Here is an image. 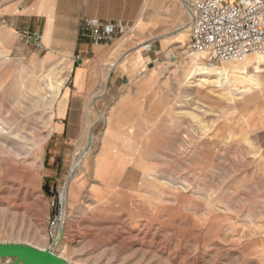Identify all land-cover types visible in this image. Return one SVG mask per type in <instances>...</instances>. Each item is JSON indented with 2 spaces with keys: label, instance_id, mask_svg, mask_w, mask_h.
Here are the masks:
<instances>
[{
  "label": "rangeland",
  "instance_id": "rangeland-1",
  "mask_svg": "<svg viewBox=\"0 0 264 264\" xmlns=\"http://www.w3.org/2000/svg\"><path fill=\"white\" fill-rule=\"evenodd\" d=\"M193 1L171 0L175 38L156 42L150 65L141 50L124 59L123 85L95 107L93 91L74 89L76 68L92 73L80 53L47 55L18 32L0 48V126L20 133L16 148L29 156L1 151L0 243L71 264H264V64L242 93L200 73L198 62L224 65L186 53Z\"/></svg>",
  "mask_w": 264,
  "mask_h": 264
},
{
  "label": "crops",
  "instance_id": "crops-1",
  "mask_svg": "<svg viewBox=\"0 0 264 264\" xmlns=\"http://www.w3.org/2000/svg\"><path fill=\"white\" fill-rule=\"evenodd\" d=\"M173 5L171 0H0V18L13 25L0 26V48L8 50L14 44V33L26 31L40 36L47 55L64 53L74 58L77 52L80 53L85 61H91L92 73L76 68L74 89L80 93L93 91L95 107L99 93L115 92L123 85L124 77L128 75L121 69L124 59L130 56L134 59L141 50L148 54L145 60L150 65L157 57L153 53L156 42L175 38ZM82 17L125 22L131 24L134 31L128 39H120L107 48L80 43ZM138 68L130 67L129 71L136 75ZM86 76L92 78V86L91 82L88 87L82 86Z\"/></svg>",
  "mask_w": 264,
  "mask_h": 264
},
{
  "label": "built area",
  "instance_id": "built-area-1",
  "mask_svg": "<svg viewBox=\"0 0 264 264\" xmlns=\"http://www.w3.org/2000/svg\"><path fill=\"white\" fill-rule=\"evenodd\" d=\"M190 40L186 53L204 55L216 64L244 62L249 57L264 55V0H197L188 4ZM78 39L81 43L111 47L130 36L134 27L125 22L80 19ZM0 26L13 27L0 18ZM20 41L44 43L36 33L18 31ZM55 243L59 241L57 234Z\"/></svg>",
  "mask_w": 264,
  "mask_h": 264
},
{
  "label": "bare ground",
  "instance_id": "bare-ground-1",
  "mask_svg": "<svg viewBox=\"0 0 264 264\" xmlns=\"http://www.w3.org/2000/svg\"><path fill=\"white\" fill-rule=\"evenodd\" d=\"M262 64H264V55H255V57H249L239 65L234 64V63H224L223 64L224 66L222 67V69H219V68H217L213 65H210V64L205 65V64L200 63V62L196 63L195 67H197V69L200 73H205V74L206 73H214L215 75H218V76L225 75L224 82L222 80L218 81V79H223V77L222 78L218 77L217 81L214 82L213 84L219 85V86L221 85L224 89H228V90L231 89V91H237V92L239 91L240 93H242V92H248L250 90V88L255 85V83H256L255 79L257 77V73L260 72L259 66ZM234 65H236V66H234ZM251 69H254L252 73H254L255 75L250 74ZM63 79H65V78H63ZM50 81H52L51 78H50ZM65 81L66 80H63V81L59 82V84H57V85L50 84L47 87L51 91L50 98L52 99V101H50V102L46 101L44 106L52 108V104L58 98V96L61 92V88L65 84ZM56 83H58V82H56ZM66 99L67 98H64V100L60 103L61 115L64 114L66 107H67L66 106ZM114 115H115V113L112 112L109 119H108L110 121V125H112V123H114V121H113ZM112 134H113L112 128L110 126L109 131H108V135L105 137V139L102 142L100 158L98 160H96V163L101 164L103 162V160L106 158V156H107L106 152H107V148L109 145L108 140L110 138V135H112ZM19 136H20V133L16 132L13 129V127L3 126V128H2V126H0V141L3 143V145L0 146V149H1L0 154H1V151H3L4 153H6L10 156H14V158H17V159L25 158L26 160L29 161V159H28L29 156H27L26 154L25 155L22 154L18 150V148H16V144H17L16 141H17V138ZM22 140L28 141L27 137H23V136H22ZM92 146H94V142L91 143V147ZM91 147H90V149H91ZM85 156H82L78 160L77 165L73 168L74 169L73 171L75 173L78 172V168L83 163V159L85 158ZM74 177H75V174L72 175L70 179L72 180ZM60 257L66 258L63 255H60Z\"/></svg>",
  "mask_w": 264,
  "mask_h": 264
},
{
  "label": "water",
  "instance_id": "water-1",
  "mask_svg": "<svg viewBox=\"0 0 264 264\" xmlns=\"http://www.w3.org/2000/svg\"><path fill=\"white\" fill-rule=\"evenodd\" d=\"M61 238L59 239V242ZM0 264H71L50 250L24 243H0Z\"/></svg>",
  "mask_w": 264,
  "mask_h": 264
}]
</instances>
